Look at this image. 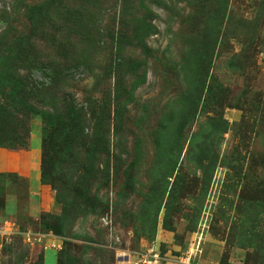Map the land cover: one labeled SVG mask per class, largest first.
Returning <instances> with one entry per match:
<instances>
[{
    "label": "rangeland",
    "instance_id": "1",
    "mask_svg": "<svg viewBox=\"0 0 264 264\" xmlns=\"http://www.w3.org/2000/svg\"><path fill=\"white\" fill-rule=\"evenodd\" d=\"M187 257L264 264V0H0V264Z\"/></svg>",
    "mask_w": 264,
    "mask_h": 264
},
{
    "label": "crops",
    "instance_id": "2",
    "mask_svg": "<svg viewBox=\"0 0 264 264\" xmlns=\"http://www.w3.org/2000/svg\"><path fill=\"white\" fill-rule=\"evenodd\" d=\"M31 151H32V149L24 150V152H22V151L12 152V151H8V150L3 151L2 154L5 156L6 161L3 164V166H2L3 168L2 169L3 170H12V169H15L16 171L19 170L21 168L20 167L21 166V163H23L22 158H25V157H23V155H25L26 157H29V156L31 157ZM12 156L16 157V160H15L16 162L14 163V166H12V162L10 161V158ZM25 163H26L27 168H29V172L31 170H34V169L37 170V164H35L33 162H30V160H26V158H25Z\"/></svg>",
    "mask_w": 264,
    "mask_h": 264
},
{
    "label": "built area",
    "instance_id": "3",
    "mask_svg": "<svg viewBox=\"0 0 264 264\" xmlns=\"http://www.w3.org/2000/svg\"><path fill=\"white\" fill-rule=\"evenodd\" d=\"M140 262L143 263V259H142V258L140 259ZM138 263H139V262H136L135 264H138ZM185 263H186V264H195L194 262L191 263V262L189 261V258H188V257L185 258Z\"/></svg>",
    "mask_w": 264,
    "mask_h": 264
},
{
    "label": "trees",
    "instance_id": "4",
    "mask_svg": "<svg viewBox=\"0 0 264 264\" xmlns=\"http://www.w3.org/2000/svg\"><path fill=\"white\" fill-rule=\"evenodd\" d=\"M134 70H132V73H133Z\"/></svg>",
    "mask_w": 264,
    "mask_h": 264
}]
</instances>
